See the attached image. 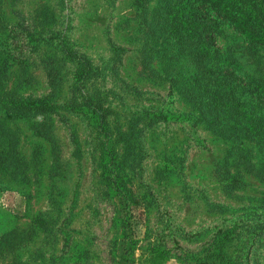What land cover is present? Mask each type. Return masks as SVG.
Returning a JSON list of instances; mask_svg holds the SVG:
<instances>
[{
    "label": "rangeland",
    "instance_id": "rangeland-1",
    "mask_svg": "<svg viewBox=\"0 0 264 264\" xmlns=\"http://www.w3.org/2000/svg\"><path fill=\"white\" fill-rule=\"evenodd\" d=\"M160 1L0 0V264H264V139L196 120Z\"/></svg>",
    "mask_w": 264,
    "mask_h": 264
},
{
    "label": "trees",
    "instance_id": "trees-1",
    "mask_svg": "<svg viewBox=\"0 0 264 264\" xmlns=\"http://www.w3.org/2000/svg\"><path fill=\"white\" fill-rule=\"evenodd\" d=\"M160 5L151 23L161 25L146 30L154 40L147 45L149 54H162L170 65L187 56L191 76L181 87L202 111L196 120H209L231 139L256 137L252 132L264 139V0H161ZM225 22L234 25L233 33L221 28ZM218 35L229 41L217 45Z\"/></svg>",
    "mask_w": 264,
    "mask_h": 264
}]
</instances>
